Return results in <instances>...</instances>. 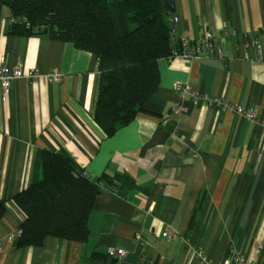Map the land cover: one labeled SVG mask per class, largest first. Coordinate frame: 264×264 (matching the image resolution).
I'll list each match as a JSON object with an SVG mask.
<instances>
[{
    "label": "crops",
    "instance_id": "obj_1",
    "mask_svg": "<svg viewBox=\"0 0 264 264\" xmlns=\"http://www.w3.org/2000/svg\"><path fill=\"white\" fill-rule=\"evenodd\" d=\"M173 14L178 35L195 41L210 31L225 56L160 59L156 91L107 137L93 119L96 55L14 30L0 1V64L62 74L17 78L6 98L0 87V264H229L232 245L264 264V0H175ZM229 26L234 37L223 34ZM249 38L261 49L245 48ZM176 81L227 106L176 91ZM44 150H64L87 176L105 178L86 241L18 246L24 214L12 197L37 181Z\"/></svg>",
    "mask_w": 264,
    "mask_h": 264
},
{
    "label": "trees",
    "instance_id": "obj_2",
    "mask_svg": "<svg viewBox=\"0 0 264 264\" xmlns=\"http://www.w3.org/2000/svg\"><path fill=\"white\" fill-rule=\"evenodd\" d=\"M24 34L47 33L96 55L99 86L93 119L105 136L134 119L159 84L171 33L162 0H0ZM25 18L30 28L25 27ZM105 179L91 178L64 150H44L37 181L12 201L24 214L18 246L48 236L86 241L88 217ZM4 202L0 201V212Z\"/></svg>",
    "mask_w": 264,
    "mask_h": 264
},
{
    "label": "built area",
    "instance_id": "obj_3",
    "mask_svg": "<svg viewBox=\"0 0 264 264\" xmlns=\"http://www.w3.org/2000/svg\"><path fill=\"white\" fill-rule=\"evenodd\" d=\"M13 22V18H11ZM25 22V27L30 28L29 22L25 18L22 19ZM179 17L171 15L168 19L171 33L172 50L168 58H180V59H195V58H212V57H224L223 47L218 44L210 31L204 32V37L201 40H190L186 36L177 34V26L179 24ZM223 34L227 37H234L237 34V30L233 26L225 27ZM176 37L178 38L175 41ZM177 45L175 46V43ZM245 48L255 47L261 49V40L259 38H249L244 43ZM24 77L29 82H36L39 79L46 81H61L62 74L53 70L47 72H39L36 69L28 68L22 69L20 66H8L7 64H0V87L3 93V98H6L10 90L12 81ZM173 88L181 93H189L195 99L205 101L209 105L224 108L227 105L224 103L222 98H210L204 94H201L197 90H193L189 85L182 84L181 82H174ZM237 113L244 114L249 119H254L256 114L250 110H243L241 106H231ZM185 110L183 105H178L173 108L174 112L181 113ZM153 205L148 206V210L151 211ZM163 236L168 237V233L164 232ZM108 254L111 256H118V258L124 256L125 252L122 249L113 250L110 249ZM230 263L229 264H251L247 260L244 254L239 248L232 245L229 248Z\"/></svg>",
    "mask_w": 264,
    "mask_h": 264
},
{
    "label": "water",
    "instance_id": "obj_4",
    "mask_svg": "<svg viewBox=\"0 0 264 264\" xmlns=\"http://www.w3.org/2000/svg\"><path fill=\"white\" fill-rule=\"evenodd\" d=\"M162 7L167 13H175V0H162Z\"/></svg>",
    "mask_w": 264,
    "mask_h": 264
}]
</instances>
